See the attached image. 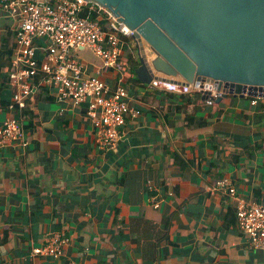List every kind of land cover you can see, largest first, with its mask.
<instances>
[{
    "label": "crops",
    "instance_id": "1",
    "mask_svg": "<svg viewBox=\"0 0 264 264\" xmlns=\"http://www.w3.org/2000/svg\"><path fill=\"white\" fill-rule=\"evenodd\" d=\"M17 23L0 9V124L19 119L28 140L0 142V264H264L231 198L209 191L228 178L237 196L264 204V101L209 103L141 83L126 67L128 53L138 58L133 42L113 68L79 56L85 75L101 68L140 111L102 151L85 103L39 83L22 111L12 105ZM55 234L69 238L58 257L31 255Z\"/></svg>",
    "mask_w": 264,
    "mask_h": 264
},
{
    "label": "built area",
    "instance_id": "2",
    "mask_svg": "<svg viewBox=\"0 0 264 264\" xmlns=\"http://www.w3.org/2000/svg\"><path fill=\"white\" fill-rule=\"evenodd\" d=\"M95 4L86 0H0V9L18 17L14 32L8 79L15 87L12 105L22 111L26 100L39 83L54 88L56 100L86 104L97 146L106 151L120 138L126 119L140 111L128 103V91L122 86L110 89L100 77L101 68H113L121 55V36L131 37L124 24L110 14L90 19ZM100 10V7H98ZM104 11V10H103ZM84 14V15H83ZM88 49L100 59L102 67L85 75L84 64L71 51ZM152 86L173 93L186 94L191 88L168 80H153ZM264 101L255 97L253 104ZM15 142L22 149L28 145L25 129L17 118L0 124V142ZM209 191L226 194L235 204L239 228L254 249L264 251V204L236 195L228 178H219ZM158 207V203L154 202ZM69 238L53 235L47 243L34 247L32 256L58 257Z\"/></svg>",
    "mask_w": 264,
    "mask_h": 264
},
{
    "label": "water",
    "instance_id": "3",
    "mask_svg": "<svg viewBox=\"0 0 264 264\" xmlns=\"http://www.w3.org/2000/svg\"><path fill=\"white\" fill-rule=\"evenodd\" d=\"M132 31L136 80H168L218 103L264 98V0H86Z\"/></svg>",
    "mask_w": 264,
    "mask_h": 264
},
{
    "label": "trees",
    "instance_id": "4",
    "mask_svg": "<svg viewBox=\"0 0 264 264\" xmlns=\"http://www.w3.org/2000/svg\"><path fill=\"white\" fill-rule=\"evenodd\" d=\"M95 10L94 11H91L89 14H88V17L90 19H97L99 17H106L107 14L105 13V11L103 10H100L96 5L94 6ZM84 15V14H83ZM132 42V39L131 37H123L121 36V42H120V47H121V50H122V47H125L127 45H129V43ZM8 52L10 53V50H8ZM127 72L128 74H131L132 76L135 77V73H134V70L135 68L138 66V62L137 60L134 58V56L131 55V53H128L127 54ZM9 71V68L7 69V72Z\"/></svg>",
    "mask_w": 264,
    "mask_h": 264
},
{
    "label": "rangeland",
    "instance_id": "5",
    "mask_svg": "<svg viewBox=\"0 0 264 264\" xmlns=\"http://www.w3.org/2000/svg\"><path fill=\"white\" fill-rule=\"evenodd\" d=\"M98 7V6H97ZM71 54H73V56L77 59H79L80 57H85V58H91L94 55L88 50V49H83L80 51H71ZM80 56V57H79Z\"/></svg>",
    "mask_w": 264,
    "mask_h": 264
}]
</instances>
